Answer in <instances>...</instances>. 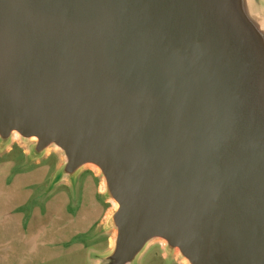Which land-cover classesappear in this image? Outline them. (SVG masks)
Here are the masks:
<instances>
[{
  "label": "water",
  "instance_id": "water-1",
  "mask_svg": "<svg viewBox=\"0 0 264 264\" xmlns=\"http://www.w3.org/2000/svg\"><path fill=\"white\" fill-rule=\"evenodd\" d=\"M253 0H0V140L94 164L100 264L159 238L188 264H264V23ZM258 4V1H254Z\"/></svg>",
  "mask_w": 264,
  "mask_h": 264
},
{
  "label": "rangeland",
  "instance_id": "rangeland-1",
  "mask_svg": "<svg viewBox=\"0 0 264 264\" xmlns=\"http://www.w3.org/2000/svg\"><path fill=\"white\" fill-rule=\"evenodd\" d=\"M252 3L264 23V0ZM35 142L17 132L0 140V264H100L113 245L116 207L100 191L102 175L92 163L62 174V150L49 144L36 153ZM172 252L160 256L152 244L138 264H180Z\"/></svg>",
  "mask_w": 264,
  "mask_h": 264
},
{
  "label": "flooded vegetation",
  "instance_id": "flooded-vegetation-1",
  "mask_svg": "<svg viewBox=\"0 0 264 264\" xmlns=\"http://www.w3.org/2000/svg\"><path fill=\"white\" fill-rule=\"evenodd\" d=\"M105 190V189H104ZM101 191V190H100ZM151 240H155L154 242H151ZM149 242L146 243V245L144 246V248L142 249V251L135 257V259L130 262L129 264H138V261L140 259V257L145 253V251L148 249V247L152 244H158L162 250V253H160V256H168V255H173L174 257V253L172 252V249H170L163 240L159 239V238H153L151 239ZM176 258V257H175ZM177 262H179L180 264H183L180 260H177Z\"/></svg>",
  "mask_w": 264,
  "mask_h": 264
},
{
  "label": "bare ground",
  "instance_id": "bare-ground-1",
  "mask_svg": "<svg viewBox=\"0 0 264 264\" xmlns=\"http://www.w3.org/2000/svg\"><path fill=\"white\" fill-rule=\"evenodd\" d=\"M100 189H101V191L103 192V191H105L104 190V185H102V182L100 183ZM109 202H111V201H109ZM112 205L114 206V202L112 201ZM181 262L183 263V264H188L187 263V260L185 259V258H181Z\"/></svg>",
  "mask_w": 264,
  "mask_h": 264
},
{
  "label": "crops",
  "instance_id": "crops-1",
  "mask_svg": "<svg viewBox=\"0 0 264 264\" xmlns=\"http://www.w3.org/2000/svg\"><path fill=\"white\" fill-rule=\"evenodd\" d=\"M98 190H100V189H98ZM100 192V191H99Z\"/></svg>",
  "mask_w": 264,
  "mask_h": 264
}]
</instances>
